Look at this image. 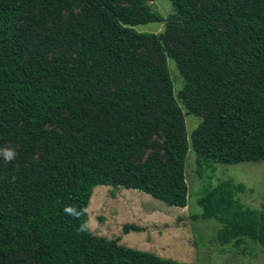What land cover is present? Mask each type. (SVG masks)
<instances>
[{"label": "trees", "instance_id": "1", "mask_svg": "<svg viewBox=\"0 0 264 264\" xmlns=\"http://www.w3.org/2000/svg\"><path fill=\"white\" fill-rule=\"evenodd\" d=\"M154 1L0 0V152H16L0 160V264H187L94 235L95 188L185 209L190 142L200 179L209 163L264 160V0H168L167 17ZM153 23L165 35L135 30ZM184 109L204 117L190 142ZM199 205L194 218L222 224L223 243L264 248V204L243 205L232 180Z\"/></svg>", "mask_w": 264, "mask_h": 264}, {"label": "rangeland", "instance_id": "2", "mask_svg": "<svg viewBox=\"0 0 264 264\" xmlns=\"http://www.w3.org/2000/svg\"><path fill=\"white\" fill-rule=\"evenodd\" d=\"M149 5L152 12L164 17L173 12L168 0H156ZM39 13L35 7L30 8L23 14L18 26H28ZM167 29L165 23L135 27L139 33L155 34L159 37L165 35ZM42 32L44 33V29ZM168 64L176 98L182 105L185 80L172 59H168ZM186 112L184 109L186 133L190 142L192 133L201 126L204 117L187 115ZM6 149L15 152L9 147L3 150ZM3 150L0 152V160L9 163L11 160L4 158ZM150 154L148 151L145 158ZM209 164L211 169L207 170L203 179H200L197 175V154L190 142L186 162L189 193L185 209L170 207L136 190L96 187L88 208L89 228L96 236L110 240L119 239L122 245L181 263L264 264V248L258 243L242 238L225 244L219 236L222 224L215 219L194 218L195 215L201 216L203 213L199 205V199L203 194L227 179L236 185L237 198L243 205L261 210L264 204V160L236 165ZM127 224H134L142 231H130L125 234L123 227ZM11 264H23V257L12 260Z\"/></svg>", "mask_w": 264, "mask_h": 264}, {"label": "clouds", "instance_id": "3", "mask_svg": "<svg viewBox=\"0 0 264 264\" xmlns=\"http://www.w3.org/2000/svg\"><path fill=\"white\" fill-rule=\"evenodd\" d=\"M3 156L6 160L10 161L14 158L15 152L11 149H6V150H3ZM65 211L68 213L74 214V215H78V213H75L74 209L71 207L66 208Z\"/></svg>", "mask_w": 264, "mask_h": 264}]
</instances>
